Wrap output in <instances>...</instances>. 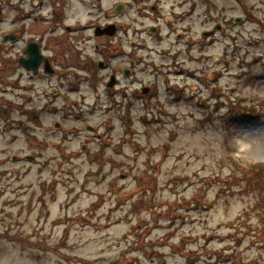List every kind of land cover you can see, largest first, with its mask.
Returning a JSON list of instances; mask_svg holds the SVG:
<instances>
[{
	"label": "rangeland",
	"instance_id": "obj_1",
	"mask_svg": "<svg viewBox=\"0 0 264 264\" xmlns=\"http://www.w3.org/2000/svg\"><path fill=\"white\" fill-rule=\"evenodd\" d=\"M130 1L69 5H126L105 43L48 18L0 45V264H264V0ZM33 35L55 75L18 66Z\"/></svg>",
	"mask_w": 264,
	"mask_h": 264
},
{
	"label": "flooded vegetation",
	"instance_id": "obj_2",
	"mask_svg": "<svg viewBox=\"0 0 264 264\" xmlns=\"http://www.w3.org/2000/svg\"><path fill=\"white\" fill-rule=\"evenodd\" d=\"M73 1L75 0H0V12H5V11L7 12L9 10L17 12L18 23H19L17 31L11 29L10 31H6L1 34L2 36L0 39V45H3L6 47V45H8V43L10 42H15L19 39H23L21 38L23 35L22 34L23 24L26 26V22H29L30 25H32L35 23V21L36 22H39V21L47 22L48 18L51 22H53V24L55 25L59 24L64 34L67 33L68 35L75 36L76 34L85 33L87 31H90L92 32L95 38L97 39L99 38V40L104 43L106 42V39H109V37L114 36L118 31H120L122 28L125 27L123 24L121 23L119 24V21L115 19V18H118L126 9V5L120 2L111 5L109 7L110 9H108V11L104 13L106 14V16H109L108 17L109 20L107 22H103L101 24H87V25H84L81 23L67 24L65 20L69 13L68 7ZM78 1L80 2L82 0H78ZM90 2L94 6V8L92 9L96 11V14L98 15L100 13V15H103V10L101 8L102 0H90ZM133 3H135L137 7L136 11L139 15H144L147 18L154 19V21L159 19V17L156 16L160 9V6H158V3L152 2L151 4L149 2H146V0H131L130 3L128 4L130 6ZM119 5L121 8L118 11L117 7ZM175 19L181 20L182 18L179 16H176ZM175 19L173 21H176ZM159 24L160 23L153 22V25L148 27L146 30L152 35L160 34L161 28L159 27ZM125 28L129 29V26H126ZM104 29L114 30L113 35L108 36L105 33L100 34L98 36L96 35L97 31L101 32ZM214 34L215 33L213 31L202 32L203 37L214 36ZM41 37L42 36L40 35L38 36L33 35V37L24 39V44H23L24 46L21 49V55L19 59L17 60V64L21 69H24L26 73H28L29 75L34 76L40 73L41 74L44 73L46 75H53V74L55 75L56 70L52 66V60L49 57H45L43 55V45L40 43V40L38 39ZM175 37L179 40L182 39V35L180 34H176ZM31 47L36 48L37 55H39L40 57V62L35 71L28 70L19 64V62L22 60L26 61L30 59L31 56L29 54H30ZM97 49L98 48L96 47V50ZM45 61H47V65L50 67V71H51L50 73L45 71V65H44ZM103 67L109 68L110 64L104 63ZM125 71L130 73V75L132 74L129 69H123L122 73L125 74L124 73ZM111 77L113 78V81L115 83L114 86L118 84L117 79L115 78V75L111 74L109 77V80L111 79ZM107 84L108 82L105 83L106 87H108ZM51 94L54 95L55 91L52 92Z\"/></svg>",
	"mask_w": 264,
	"mask_h": 264
},
{
	"label": "water",
	"instance_id": "obj_3",
	"mask_svg": "<svg viewBox=\"0 0 264 264\" xmlns=\"http://www.w3.org/2000/svg\"><path fill=\"white\" fill-rule=\"evenodd\" d=\"M120 8L121 7L119 5L117 7V10L119 11ZM110 28H112V27H110ZM103 33L107 34L108 36L109 35H113L114 30H112V29L111 30L104 29L101 32L97 31L96 35L98 36V35L103 34ZM29 55L31 56L30 59H28L26 61L22 60V61L19 62V64L22 67H25L28 70L35 71L37 69V67H38L39 62H40V57H39V55H37L35 47H33V48L31 47L30 48V54ZM44 65H45V71L50 73L51 71H50V67L47 65V61L44 62ZM103 65H104V63L99 62L98 67H103ZM125 74L129 75V73H127L126 71H125ZM113 84H114V81H113V78H111V80L109 81V83L107 85H108V87L112 88ZM146 91L147 90L142 91V93L145 94ZM87 130L88 131H92L89 128ZM28 159H31V158H28Z\"/></svg>",
	"mask_w": 264,
	"mask_h": 264
}]
</instances>
